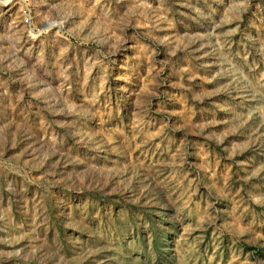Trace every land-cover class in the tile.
Listing matches in <instances>:
<instances>
[{"label": "rangeland", "instance_id": "obj_1", "mask_svg": "<svg viewBox=\"0 0 264 264\" xmlns=\"http://www.w3.org/2000/svg\"><path fill=\"white\" fill-rule=\"evenodd\" d=\"M31 1L36 41L0 17V264H264V0Z\"/></svg>", "mask_w": 264, "mask_h": 264}, {"label": "built area", "instance_id": "obj_2", "mask_svg": "<svg viewBox=\"0 0 264 264\" xmlns=\"http://www.w3.org/2000/svg\"><path fill=\"white\" fill-rule=\"evenodd\" d=\"M1 16L4 21L3 27H8L13 31L21 30L20 33L33 42L39 38V26L34 21L31 0H0Z\"/></svg>", "mask_w": 264, "mask_h": 264}]
</instances>
